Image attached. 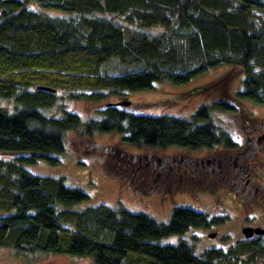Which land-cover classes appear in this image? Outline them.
I'll return each instance as SVG.
<instances>
[{"label":"trees","instance_id":"trees-1","mask_svg":"<svg viewBox=\"0 0 264 264\" xmlns=\"http://www.w3.org/2000/svg\"><path fill=\"white\" fill-rule=\"evenodd\" d=\"M34 2L43 10L78 18L36 13L28 9ZM153 27L165 31H142ZM112 58L124 65L143 64L145 70L101 77V66ZM223 65L245 75L244 89L235 100L230 75L185 93L195 97L216 90L220 97L201 105L191 120L143 116L120 103L108 104L84 137L117 132L127 134L124 140L132 144L192 152L222 148L218 158L233 156L239 145L213 122L211 112H237V101L264 105V0H0V156L12 157L0 160V211L13 213L1 219L0 247L19 255L90 258L95 264H264V236L200 256L186 241L155 244L191 229L223 225L227 217L210 218L177 206L169 223H159L145 214L102 205L76 210L89 201L81 189L68 188L64 177H37L23 168L40 162L60 165L66 133L81 132L80 116L65 107H60L59 118L43 114L58 105L59 91L68 92L62 99L100 104L111 97L154 91L156 84L187 86ZM4 101L14 103V112ZM90 145L97 149L104 172L116 174L135 195L175 186L190 192V182L202 180L189 170L196 160H183L180 172L159 176V162L177 159L148 160L89 140L88 153Z\"/></svg>","mask_w":264,"mask_h":264},{"label":"rangeland","instance_id":"rangeland-1","mask_svg":"<svg viewBox=\"0 0 264 264\" xmlns=\"http://www.w3.org/2000/svg\"><path fill=\"white\" fill-rule=\"evenodd\" d=\"M28 9L39 14H46L52 18H78L74 13H65L52 10H43L37 2L28 5ZM111 17V16H107ZM122 21L121 18L118 19ZM149 35H160L164 28L153 27L142 29ZM143 64L124 65L116 58L103 64L99 70L101 77H121L144 71ZM233 76L230 87V96L236 99L237 93L244 89L245 75L242 70L223 65L217 69L208 71L204 75L194 79L189 85L175 87L169 83L156 84L154 91L144 93H128L126 97L117 99L111 97L108 101L100 104H91L84 101H74L67 97L68 92L59 91L60 97L57 106L44 110L43 114L48 118L61 117L60 107L66 111L74 112L81 118V132H68L65 135V152L61 155V164L51 166L45 162L36 165H24L23 168L30 174L44 178H65V184L70 189H81L89 201L74 209L83 210L88 207L106 206L113 210L125 209L134 214H145L159 223H169L174 207H184L197 212L207 214L210 218L227 217L223 225H211L206 228L191 229L184 236H172L156 241L159 246H177L181 241H186L193 246L194 252L200 256L210 249L228 250L239 241L246 240L243 235L245 228L264 230V105H256L249 101L235 102L237 112L223 113L212 110L213 122L229 132L234 141L239 145L235 153L238 166H246L241 175L245 181L243 187L234 188L227 181L216 179L211 172L200 176L202 180L190 182V192L186 190H175L168 187L167 190L160 189L159 192L149 195H135L129 191L126 184L116 174L110 175L104 172V166L100 156L96 154L97 149L88 153V140L98 143L103 147L115 148L121 152L131 155L150 157L148 160L163 161L174 157L177 162L173 172H180L183 160L206 161L213 157L223 156V149L213 151L202 150L197 152L186 151L179 148H159L144 143L132 144L124 139L127 134L117 132L86 134L82 136L90 126V122L100 120V111L108 104H119L129 101L138 115L160 117L169 116L191 120L192 116L203 104H212L219 100V93L200 91V95L190 97L192 90L206 88L222 79ZM190 91V92H189ZM186 92H189L186 96ZM106 94L108 92H105ZM12 113L14 103L12 101L2 102ZM254 138L255 150L249 148V140ZM79 151L80 154L77 153ZM94 150V152L92 151ZM143 158V159H144ZM0 160H12L10 156H0ZM169 163V164H172ZM196 162L189 165V170L195 167ZM177 165V166H176ZM186 165V164H185ZM188 166V165H187ZM185 167L188 169V167ZM204 168V167H203ZM194 177L197 175L191 174ZM225 177V176H224ZM188 180L185 179L184 183ZM187 187V186H186ZM246 189V190H245ZM248 201V202H247ZM13 213L0 211L1 219ZM217 234L211 239L209 235ZM0 264H95L90 258L74 256H56L45 253H32L19 255L12 249L0 247Z\"/></svg>","mask_w":264,"mask_h":264},{"label":"flooded vegetation","instance_id":"flooded-vegetation-1","mask_svg":"<svg viewBox=\"0 0 264 264\" xmlns=\"http://www.w3.org/2000/svg\"><path fill=\"white\" fill-rule=\"evenodd\" d=\"M258 144L257 142H255ZM255 143L254 138H250L249 140V148L251 150H255ZM172 157V156H171ZM237 158V155L234 154L233 156L229 157L227 160L213 157L212 159H208L206 161H196L195 167H192L191 172L195 175H197L195 178H199L200 176H205L206 173L211 172L212 174L216 175V179H221V175L223 176V180L227 181V186L229 184H233L234 188L243 187V183L245 181V176L243 177L241 173L242 170L247 169L244 166H238L235 159ZM167 162V161H165ZM159 162V165L156 166L155 172L160 176L163 173H166L167 171L172 172L175 168L173 164H166V163ZM175 162V161H174ZM183 165V163H182ZM177 166V165H176ZM204 167V168H203ZM247 171H249V168L245 171L247 174ZM225 176V177H224ZM246 190V189H245ZM248 202V201H247ZM258 238L257 236H254L252 239Z\"/></svg>","mask_w":264,"mask_h":264},{"label":"water","instance_id":"water-1","mask_svg":"<svg viewBox=\"0 0 264 264\" xmlns=\"http://www.w3.org/2000/svg\"><path fill=\"white\" fill-rule=\"evenodd\" d=\"M119 105L123 107H128L131 105V103H120ZM243 235L246 240L252 239L254 236L262 237L264 236V230L262 229H252V228H245L243 230ZM217 234L209 235V238L214 239L216 238Z\"/></svg>","mask_w":264,"mask_h":264}]
</instances>
